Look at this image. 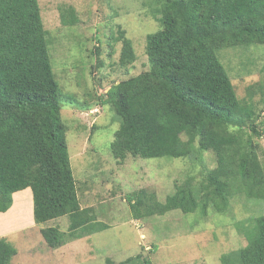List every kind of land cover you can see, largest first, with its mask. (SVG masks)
Masks as SVG:
<instances>
[{"label": "trees", "instance_id": "16d2710c", "mask_svg": "<svg viewBox=\"0 0 264 264\" xmlns=\"http://www.w3.org/2000/svg\"><path fill=\"white\" fill-rule=\"evenodd\" d=\"M149 10L161 26L146 38L149 69L113 84L103 96L120 124L112 155L119 161L192 157L204 165L209 152L216 165L201 171L200 180L176 183L163 201L143 188L129 193L133 217L223 212L240 196L264 204V119L253 102L263 87L250 85L247 97L239 98L219 58L224 48L264 44V0H152ZM59 11L63 24L78 22L73 6L60 5ZM117 39L119 64L133 63V41L123 29ZM50 43L39 0H0V213L12 207L15 192L31 188L36 224L64 215L71 220L68 232L41 228L46 244L58 248L109 224L80 203ZM244 235L248 243L224 253L222 264H264V214ZM15 253L1 237L0 264H11ZM104 264L152 263L137 254Z\"/></svg>", "mask_w": 264, "mask_h": 264}, {"label": "rangeland", "instance_id": "374dc122", "mask_svg": "<svg viewBox=\"0 0 264 264\" xmlns=\"http://www.w3.org/2000/svg\"><path fill=\"white\" fill-rule=\"evenodd\" d=\"M44 26L50 40L53 70L62 90V118L67 125L71 166L77 180L82 207H92L96 219L109 226L91 235L49 247L41 228L59 227L68 232L69 216L49 220L21 230L4 228L0 238L16 248L11 264H104L141 254L152 264H222L224 253L248 243L264 214V204L244 196L233 197L228 210L208 209L135 219L127 195L139 189L155 192L160 200L174 192L176 183L189 177L202 178L212 169L216 157L204 154V165L192 157L142 158L128 156L119 161L112 155L111 141L119 121L109 104H103L108 89L121 80L149 69L146 38L160 29L151 15L152 0H39ZM73 6L78 14L74 25L63 24L59 6ZM133 41L136 60L119 64L122 42L119 30ZM219 58L229 73L239 98H246L250 85L261 83L264 93V44L224 48ZM253 96L255 109L264 119V95ZM260 159L264 162V137L260 138ZM30 189V188H29ZM14 194L17 198L8 215H0V228L13 225L17 217L30 223L32 190ZM29 212V214H28ZM35 222V221H34ZM246 232V233H245Z\"/></svg>", "mask_w": 264, "mask_h": 264}, {"label": "crops", "instance_id": "0c3cea01", "mask_svg": "<svg viewBox=\"0 0 264 264\" xmlns=\"http://www.w3.org/2000/svg\"><path fill=\"white\" fill-rule=\"evenodd\" d=\"M27 189H29V188H26V189H24V190H22V191H17V192H15L14 194L16 195V194H19V193H27L26 195H23V198H26V200H28V197H26V196L29 195V192H28ZM30 189H31V188H30ZM30 189H29V190H30ZM30 191H31V190H30ZM31 193H32V192H31ZM14 194H13V195H14ZM29 198H30V200L33 199V193H32V195H30ZM16 200H17V198H15V196H14L12 207H11L8 211L0 213V215H3V216L8 215V213L10 212V210L14 207V205H15V203H16ZM29 205H30V210H31V214H32V215H30L29 212H28L29 217H30V223H29L28 225H25V224L22 222V219H21L20 217H17V218H16L17 220L14 222L13 225H10V226H4V227L0 228V230H3L4 228H8V227L11 228V229L15 228V229H17V230H21V229H24V228H27V227H32V226L36 225L35 222H34V214H33V206H32V202H30L29 204L25 203V206H29Z\"/></svg>", "mask_w": 264, "mask_h": 264}]
</instances>
